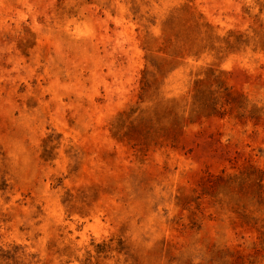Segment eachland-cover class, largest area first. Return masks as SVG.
I'll list each match as a JSON object with an SVG mask.
<instances>
[{"label":"rangeland","instance_id":"obj_1","mask_svg":"<svg viewBox=\"0 0 264 264\" xmlns=\"http://www.w3.org/2000/svg\"><path fill=\"white\" fill-rule=\"evenodd\" d=\"M0 264H264V0H0Z\"/></svg>","mask_w":264,"mask_h":264}]
</instances>
